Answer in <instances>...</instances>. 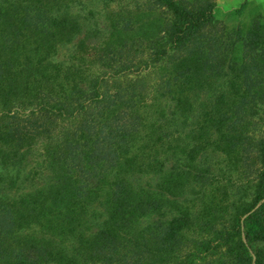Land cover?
I'll return each mask as SVG.
<instances>
[{
	"label": "trees",
	"instance_id": "trees-1",
	"mask_svg": "<svg viewBox=\"0 0 264 264\" xmlns=\"http://www.w3.org/2000/svg\"><path fill=\"white\" fill-rule=\"evenodd\" d=\"M0 264H264V12L0 0Z\"/></svg>",
	"mask_w": 264,
	"mask_h": 264
},
{
	"label": "rangeland",
	"instance_id": "rangeland-1",
	"mask_svg": "<svg viewBox=\"0 0 264 264\" xmlns=\"http://www.w3.org/2000/svg\"><path fill=\"white\" fill-rule=\"evenodd\" d=\"M243 1L244 0H216L217 12L219 14V17L224 20L229 26H231L235 23L236 20H240L241 22H248L253 15L264 12V0H245V5L241 6V3H243ZM73 5L74 4L71 5V7L73 8L71 10L75 11L76 6ZM237 8L238 11H235ZM66 54L67 49L60 48L59 56H66ZM147 177L144 178L148 179Z\"/></svg>",
	"mask_w": 264,
	"mask_h": 264
}]
</instances>
